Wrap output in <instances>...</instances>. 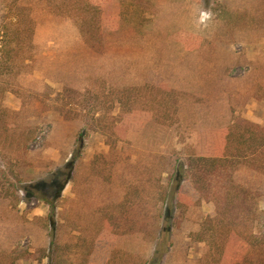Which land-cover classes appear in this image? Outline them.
Returning <instances> with one entry per match:
<instances>
[{
  "label": "rangeland",
  "instance_id": "obj_1",
  "mask_svg": "<svg viewBox=\"0 0 264 264\" xmlns=\"http://www.w3.org/2000/svg\"><path fill=\"white\" fill-rule=\"evenodd\" d=\"M247 123L264 125V0H0V264H54L53 243L82 264L92 241L151 264L172 164ZM235 168L249 209L189 208L160 264H264V174ZM126 200L147 230L106 232Z\"/></svg>",
  "mask_w": 264,
  "mask_h": 264
},
{
  "label": "trees",
  "instance_id": "obj_2",
  "mask_svg": "<svg viewBox=\"0 0 264 264\" xmlns=\"http://www.w3.org/2000/svg\"><path fill=\"white\" fill-rule=\"evenodd\" d=\"M221 134L217 138L213 156H196L189 159L187 163L177 162L172 164L161 196L164 214L158 217L160 219L153 220V224H157V226L153 227V230H148L149 232L152 231L149 234L152 235L156 244L154 257L150 261L151 264L163 262L165 254L172 246V231L180 225V220L183 217L182 213L184 214L189 208L206 201L215 203L220 211L222 208V211L228 209L232 213L234 212L232 209L236 207V204L242 206V209H249L254 193L252 189L236 181L237 170L235 166L237 163L242 164V167L250 168L254 173L264 174V125L238 124L233 129L222 131ZM72 164L73 161L71 165H67L68 172L62 181L63 186L72 177ZM40 199L50 206L53 214L56 207L54 200L45 195L41 196ZM111 205L114 206L115 203ZM123 205H120V207L124 208L125 211L121 213L111 211L115 209L111 206L110 213L106 214L105 217L104 230L118 234L123 229L133 231L135 226H140L146 231L147 224L139 222L140 220L137 217L130 218L129 214L136 209L129 203V200L124 201ZM231 215L234 217L235 212L234 215L233 213ZM221 216L228 223V214L222 212ZM211 222L212 220L209 219L206 224ZM83 245L81 252L85 258L82 264H122L118 256L119 253L113 244L108 247H99L96 242L92 241ZM52 246L49 259L53 263L58 262V264H61L60 258L65 254L66 248L56 247L55 243ZM69 263L72 262L69 261ZM127 264H134V260L129 259ZM143 264H146V262ZM252 264H256V262Z\"/></svg>",
  "mask_w": 264,
  "mask_h": 264
}]
</instances>
